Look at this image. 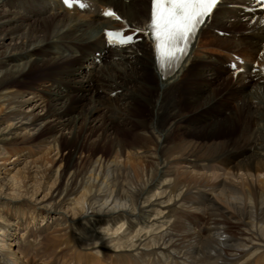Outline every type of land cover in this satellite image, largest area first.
Masks as SVG:
<instances>
[{"label":"bare ground","instance_id":"obj_1","mask_svg":"<svg viewBox=\"0 0 264 264\" xmlns=\"http://www.w3.org/2000/svg\"><path fill=\"white\" fill-rule=\"evenodd\" d=\"M81 2L0 0V264L51 246L72 264H264V10L221 0L158 74L150 0ZM120 27L141 42L108 44Z\"/></svg>","mask_w":264,"mask_h":264},{"label":"snow or ice","instance_id":"obj_2","mask_svg":"<svg viewBox=\"0 0 264 264\" xmlns=\"http://www.w3.org/2000/svg\"><path fill=\"white\" fill-rule=\"evenodd\" d=\"M63 2L72 6L71 0ZM220 3L221 0H150V20L146 27L150 29L154 67L158 68V74L168 71L186 56L197 30ZM79 6L86 7L83 3ZM103 15L120 19L111 9H105ZM104 36L107 43L114 47H126L134 42L133 35L121 31L105 30ZM261 55L264 56V53ZM232 67L237 70L236 65Z\"/></svg>","mask_w":264,"mask_h":264},{"label":"rangeland","instance_id":"obj_3","mask_svg":"<svg viewBox=\"0 0 264 264\" xmlns=\"http://www.w3.org/2000/svg\"><path fill=\"white\" fill-rule=\"evenodd\" d=\"M46 16H43V17H46ZM4 41H5L4 42L5 46H8V45L11 46L15 42V41L14 42L13 41H10L9 39H5ZM255 63H254V66L256 67L257 64L255 65ZM29 81H31V79H29ZM112 96H113V94H112ZM134 104L135 105H134V107L132 109H128V110H130V113L129 114L133 118L134 117L140 118V119L147 118V116H148V108H147V105L146 104L137 103V102H135ZM123 133L126 136H130L131 135V133L129 131H127L126 129L123 130ZM173 138H175L174 134L171 137V139H173ZM33 149L35 150V148H33ZM33 152L34 153H32V155H31L32 157H36L38 155V153H39L37 151L36 152L33 151ZM213 176L214 175L211 174L210 176H208V179L209 178H212ZM183 226H184L183 223H179V224H176L174 228L180 229ZM234 231H236V229H234ZM198 240L199 239L196 238V239H194V241H191V242L193 244H195ZM52 249L53 248L51 246L50 248L43 249V251H41V252L37 251V255H35L36 252H34L35 250L33 249L32 251H28V252H26L24 254H22V253L21 254H18V256L21 257V262L23 264H39V263L40 264H72V263H69V257H68V255H65L61 251H55V249L54 250H52ZM183 256L185 257V255H183ZM219 262H221V261H219Z\"/></svg>","mask_w":264,"mask_h":264},{"label":"clouds","instance_id":"obj_4","mask_svg":"<svg viewBox=\"0 0 264 264\" xmlns=\"http://www.w3.org/2000/svg\"><path fill=\"white\" fill-rule=\"evenodd\" d=\"M104 236H107L108 234V229L106 226H102L98 229Z\"/></svg>","mask_w":264,"mask_h":264}]
</instances>
